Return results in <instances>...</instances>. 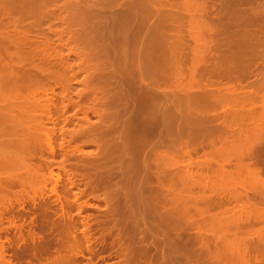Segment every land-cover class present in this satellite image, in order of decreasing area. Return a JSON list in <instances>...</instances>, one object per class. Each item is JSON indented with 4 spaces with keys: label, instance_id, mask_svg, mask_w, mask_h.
<instances>
[{
    "label": "bare ground",
    "instance_id": "6f19581e",
    "mask_svg": "<svg viewBox=\"0 0 264 264\" xmlns=\"http://www.w3.org/2000/svg\"><path fill=\"white\" fill-rule=\"evenodd\" d=\"M14 1L0 0V224L3 220L6 223L8 222V227L3 228L2 226L0 228V260L2 263L6 261L5 252L8 250L5 248L8 247H5L4 244L5 242L10 244V240V242H15L14 244L11 242L13 248L10 250L13 258L18 263L35 264L34 262L40 257L39 254L44 252L45 255L46 251L57 246L55 255L57 253L60 254L57 259L58 261L54 263V259L52 263L49 262L51 264H67L69 261H66L67 257L64 253L71 251H68L70 247L68 246V242H70L68 240L72 238L70 236V227L73 225V216L71 215L72 213L70 214V209L76 207L79 212L83 207L86 208V206H92V204L87 202L85 205H80L76 200H66L69 188L61 184V176L64 175L66 177H63V180L65 181L66 179V183L70 184L68 185L70 188L75 187L77 181L74 182V180L76 179V173H78L75 172V170L77 171L76 167L81 169L78 166L94 165L93 154L94 159L97 157L95 156L96 152L93 153V151H86L84 149L92 145L89 133L92 131L90 128L94 123L90 124L89 114H95L96 110L92 107L96 104L92 107L89 106L93 103V101L90 102L92 98L90 100L89 95L93 93V89L91 88L93 86H87V82L84 84V82L82 83L83 80H79L83 73L85 75H82V77L86 78L88 76L86 75L87 72L89 74L93 72L87 70L89 67L86 66V62L82 59L85 56H81L83 53L80 52L79 39H77L78 37L76 38L74 32L76 30H74L73 24L78 20L76 19L74 22V16L71 14L73 11L70 15H63L65 11H71L74 6V10L77 9V13L81 9H79L80 7L77 8V5L72 6L73 0H67L65 4L63 2L64 5L56 6L57 8L54 7V10L50 12L47 9V5H45L47 11L46 9L45 11L44 9L41 10L43 8L41 5L42 8L39 9L44 12H40L44 13L43 15L45 16L41 20L44 19V21L47 20L50 23L58 21L62 24L59 30L57 28H55L56 30H50L51 34L49 35H54L57 39L56 42L54 38L55 44L52 41L53 39L45 36V33L42 34V30L36 31V33L39 32V36L35 32V35L31 33L30 29H28L31 26V22L26 26V21L24 23V20L27 17L25 18L23 11L28 16L27 13L31 11L30 14H32V10L30 8H26L25 10L18 8L19 1H15L18 2L16 3L17 5L15 4L16 6L13 5ZM148 1L150 0L145 1L146 4ZM208 1L194 0L191 1V4L185 0L186 4L182 2L181 6L183 8L181 9H185L186 11L184 10V14L181 11V15L178 12L181 7L180 3L175 1V3L171 2L172 6L169 11L167 10V13L166 11L162 13L163 11L159 10L160 8H157L150 2L146 6L143 5L144 18L146 19L144 22L148 23V20L154 16L159 20V23H157L158 20L157 22H152L156 25V27L153 26L154 30L157 28L158 31H153L152 26L149 27L152 34L150 33L151 31H149L151 35L147 33L150 35L148 41H150V38H157L160 44L165 47L169 45L166 42L169 41L168 43H170V40L172 43L175 41L174 43L177 44H173V47L170 46L172 49H169V46L166 47L168 49L166 53L164 52V56L171 58V55L172 58L169 59L161 56L162 59L166 58L169 60L165 59L164 62L161 59L163 62L160 61L162 64L167 63L166 66L164 65L165 67L163 66L165 70L162 73L160 71L157 75L153 73L152 80L147 83L150 87L148 90L145 88L144 98L141 96L146 101L143 100V102L147 104H143L142 99H139L142 103L141 106H146V113L144 112V115H146L145 117H147L146 120L148 122L145 127L147 131L143 129L145 135L136 136L144 139L140 140L143 141L142 143L145 148L138 138L141 144L138 146L140 148L141 146L143 147V150L140 149V151L148 149L145 150L147 152L144 155V159L142 158L144 160L142 165L145 166L144 182L146 183L148 197H150H147L146 208L152 212V218L149 217L151 220L149 218L148 220L156 222L152 219L159 217L161 218V223L165 226L162 228H172L173 230L180 228L179 234L181 235L182 232L183 234L175 238L173 233L174 236H172L175 239L169 240L171 247L173 246L178 249L180 246H183L186 250L185 253L188 254L187 256H193L194 254L192 259L186 255V257H182L184 251H180L179 255H182L181 257L177 254V258L173 257L174 259H171V255H174L171 254L169 256L171 259L169 260V264L174 260L177 264H264V178H262L264 176H260V174H263L261 173L263 168L257 167L256 169L250 163L249 167L246 164L247 161L243 162L245 158L264 157V73L259 70L260 67L257 68L258 65H264V5H262L264 0H260L261 2L259 0H217L222 2V6L224 5L222 9L216 8V4H210L212 1L209 2V5ZM251 2L252 6H250ZM254 4L257 6H254ZM167 6L165 4V7ZM178 6L180 7L178 8ZM212 9L214 12H212ZM26 10H28L27 13ZM76 11L73 13L74 15ZM37 14L39 15V12ZM185 14H189L190 16L187 18ZM207 14L211 15V17L207 16L208 22L214 20L210 24L205 20L207 19ZM203 17H206L204 19L206 23L202 22ZM198 18H201L203 24L199 22L200 20L198 21ZM210 18L211 20H209ZM39 19L37 21L40 22ZM223 19L227 21L223 22ZM228 19L232 21L229 22ZM37 21L35 20V23ZM144 22L143 24L147 25ZM187 23H189V26H187ZM47 24L49 25V23ZM127 25L124 24L126 29L128 28ZM139 25L141 24H138V27ZM148 25L151 24L149 23ZM124 26L123 28L125 29ZM35 27L34 29H36ZM143 27L140 29L142 30ZM135 28H137V25ZM233 28L234 31L232 30ZM229 29L234 32V35L233 32L232 35L225 34L226 30L228 31ZM133 33L137 36L136 32L133 31ZM205 34H209V38L214 37V34L218 36H215L216 39L212 40L211 38L208 40L209 38L206 39ZM138 35H141V33ZM64 36L67 39H64ZM147 45L150 46L149 44ZM82 47L84 49V46ZM63 48H66L67 53L65 49L63 52ZM213 48L215 51H213ZM146 50L147 54L149 50ZM213 52L217 55H211ZM140 53L142 52L140 51ZM144 54L142 55L144 56ZM71 56H73L72 59H70ZM143 56L141 58H144ZM188 58L190 65L187 68L183 67ZM86 59L88 60V58ZM257 60H259V64ZM255 64H258L257 67ZM253 66L257 68V74L254 73ZM163 67L160 66L162 69ZM74 68H78V71H74ZM262 69L264 70V68ZM140 70L142 71V75H147L151 78L150 74L152 73L150 71H143L141 68ZM258 71L262 74L259 75ZM249 75L257 76L255 77L257 81L253 79L255 82L252 80L254 83L251 82V85L246 80ZM154 76H157V79ZM210 77L227 79L229 82L227 81L228 84L226 83V85H221L218 84L221 80H218L216 84V82L210 80ZM173 78L175 81L172 80ZM88 79H84V81H88ZM168 79L172 80V87L170 89H168V84L166 85L165 83ZM160 80L163 83H160ZM241 80H245L246 83L245 81L243 82L247 85H244ZM140 82L142 81L140 80ZM170 82L167 81V83ZM75 83H77L76 85H86L85 89L82 87L84 85H82L81 91L75 90L74 93ZM159 84H164V88L165 85L168 88L166 87V89L162 90L163 88L160 89ZM142 88L144 90V87ZM94 89L96 90V88ZM140 91L142 90L140 89ZM72 95H75L74 98H72ZM75 97L76 100H74ZM84 98L85 102L88 101L89 105L85 106L86 110L82 113L83 116L77 119L76 113H72V119L75 117L77 129L75 130L74 127L71 130H64V128L57 125L59 118L62 119V125L71 122L72 119H69L71 115L66 117L62 113L68 112L67 107L69 105L71 106L70 109L80 107V100H84ZM163 99L165 101L172 100L173 102L171 101V104L165 105V103L162 104ZM256 99H260L263 102L262 111L260 112L259 110L257 112L255 110L257 114L260 112L257 115L254 110H251L257 115L253 116L252 113L251 116L247 112L249 111L247 106H254ZM97 100L99 101L100 98L96 99L95 103ZM139 100L136 101L138 102ZM219 108L221 109L219 114H210L211 110ZM141 110H139V112L141 111L140 114L143 112V109ZM160 114L162 115V119H160ZM62 116L63 118H61ZM105 119L107 120V118ZM161 121L163 122V128L158 131L156 130V126L159 127V124L161 125L162 123ZM50 122H52V127L48 126ZM75 123L73 124L74 126ZM249 124L252 126L248 127L250 126ZM144 131L141 133L143 134ZM107 132L103 131V133ZM58 135L61 137V140L57 141ZM80 136L82 144L73 146L74 149L71 148L73 151L69 152L71 155L62 150L61 143L63 141L69 144V142L76 140L75 138L79 140ZM138 146L136 143V147ZM205 148L208 150L205 151ZM199 150H203V152L201 151V153ZM59 152H62L60 153L62 154V158L60 157L62 161L59 160L61 163L55 167L56 171L53 172L54 168L49 169L50 163L53 161L51 158ZM66 155L68 157L76 156L77 161L72 158L74 160L73 163L76 162L74 165L72 164L73 168L69 169V167H65L64 158L66 161ZM193 155L195 156L193 157ZM50 156L51 158H49ZM142 159L140 158L138 163H141ZM232 161L236 162L234 163L236 165L235 168L231 166L233 169H226V165H233L231 164ZM80 172H82V169ZM240 174H242L241 177L244 174L245 178L239 179ZM84 178L86 179V177ZM79 180L82 179L80 178ZM51 181L54 183H51ZM48 182L54 185H51V187H54L52 188L53 191L49 189L50 192H53L54 197H56L55 201L59 203V214L55 210L56 206L51 211L50 199L48 201L47 199L45 200L46 197H40L39 191V196L37 195V190H40L38 187L41 186L46 189ZM95 186L97 187V184ZM65 191L67 192L66 195L64 194ZM61 193L64 196L60 197ZM27 203L31 205L32 212L37 215L34 218L33 216L30 219L28 218L29 229H26L25 234L22 231L24 217L23 219L21 218L22 222L20 219L21 223L16 225L13 211H15V208L23 210ZM50 212L53 214V216L51 215L53 218L50 216ZM84 223L87 226V219ZM85 224L83 225L85 226ZM152 224L150 225L152 226ZM9 227L16 229L15 239H13L14 236L12 240L8 239V236H5L4 241H2L1 234L4 229L7 228L8 230ZM36 228L40 231L45 228L51 231L49 232L50 238H47L48 234H45L46 237L42 236L44 230L43 234L40 235L41 232H37ZM99 228L102 227L99 226ZM84 232L86 231L84 230ZM87 235L84 237L86 241L89 236ZM172 236L170 235V237ZM22 244H24V248L21 246H19L20 249L17 248L18 245ZM168 247L170 246L168 245ZM71 248L75 247L72 246ZM172 248L169 250H172ZM184 248L182 249L181 247L179 249L184 250ZM4 249L6 250L5 252ZM187 250L193 252L195 250L196 252L192 254L191 251L188 253ZM77 252L75 251L76 254ZM61 253L64 256L61 257ZM174 253L177 252L175 251ZM10 262L7 261L6 263L11 264Z\"/></svg>",
    "mask_w": 264,
    "mask_h": 264
},
{
    "label": "rangeland",
    "instance_id": "374dc122",
    "mask_svg": "<svg viewBox=\"0 0 264 264\" xmlns=\"http://www.w3.org/2000/svg\"><path fill=\"white\" fill-rule=\"evenodd\" d=\"M11 1H14V0H11ZM15 1H19V3L22 6L20 5L21 6L20 7L19 3L15 2ZM15 1H14L13 5L18 3V8H23L24 10L26 8H30V10H32V14H30L31 13L30 10H29L30 12H28V13H27L28 10H26V13L28 14V16H26L25 11H23L24 15H25V18L27 17V19L24 20V23L26 21V26H28L30 22H31L30 23L31 26L32 25L34 27L36 26L35 27L36 29H34L33 26L32 27L31 26L28 27V29H30L31 33H33L35 35L36 31H39V30L41 31L42 30V34L45 33L44 35L47 36L48 38L53 39L52 41H53V43H55L54 42L55 41L54 38L56 39V37H54V35H52V36L49 35V34H51L50 30H56L55 28H57L59 30V28L62 27V24L59 23L58 21H54V22L50 23L46 19H45L46 21H44V19L41 20V18L45 17L43 15L44 13H41V12L45 11V9H46L45 5H47V9L50 12V11L54 10V7H56V6L58 7V6L64 5L65 1H67V0H57V1L53 0V3H52V0H15ZM145 1H147V0H112V1L111 0H73L72 2L74 4L72 3V6L77 5L76 7L77 8L80 7L79 9H81L82 11L78 10V13H77V11H76L77 9L74 10V8H75V6H74L71 11L69 10L70 12L69 11H65L63 13V15L64 14L65 15L66 14L70 15V13L73 11L71 14L74 16V19H73L74 22L76 21V19L78 20V21H76L73 24V28H74V30H76L74 32L76 34V38L78 37L77 39H79V41H78L79 42V46H81L80 47V52L83 53V54L81 53L82 54L81 56H85V57H82V59H83L84 62H86L85 63L86 66L90 68V69L87 68V70L93 72V73H90V74L87 72L86 75H88V76L90 75V77L87 76L86 78H83L84 76L82 77V75H85L84 73L82 75L80 74L81 76H80L79 80H81V81L83 80L82 83L84 82V84H86L85 82H87V86H90V87L93 86L91 88L94 90V91L92 90V92L94 94L92 93V94L89 95L90 96L89 97L90 100L92 98V100L90 102L93 101L92 105H89L88 101H86L87 102L86 103L85 102V98H84V100L83 99L80 100L81 102L79 101L80 102L79 104L81 105L80 107H78L76 109H75V107H74V109L73 108L70 109L71 106L69 105V107H67L68 108L67 109L68 112L67 113L64 112V113H62V115L66 116V117L71 115V118H69V119H72V113L74 112L73 114L76 113L75 116L77 117V119H80V117L83 116L82 113H84V111L86 110L85 106L89 105V106L92 107L94 104H96V105H94L92 107V108H94V110H96L95 114L94 115L93 114H89V121L91 122L90 124L94 123L92 125V127L90 126L91 127L90 129L92 131L89 133L91 135V139L90 140H91L92 145L89 148L85 147L84 149H86V151L90 150V151H93V153H95V152L97 153V154H95V156H97L95 159H94V154H93V158L92 159L95 160V163L94 162H92V163H94V165L91 164V165H84V166L80 165V166H78V167H81L82 172H80V170H81L80 168L76 167L77 171L75 170V172H78L81 175L79 174V176H77L78 173H76V177H75L76 179L74 180V182L77 181L76 182L77 184H75L76 185L75 187H73V188L71 187L72 189L68 186L70 184L68 182L66 183V179H65V181L63 180V177H65V176L64 175L61 176L62 177L61 184L62 185L64 184V187H68L69 188L68 191L66 190L68 193L66 191L64 192L65 195L67 193V196H66L67 198L65 197L66 200L67 199H68V201L69 200L72 201V199L76 200V202L78 204H80V205H82V204L85 205V204H87V202H90L92 204V206H86V208L83 207V209H81V211H79V212L77 211L76 207H74V209L73 208L70 209V211H71L70 214L72 213L71 215L73 216L72 219H73L74 223L72 222L73 225H71V227H70V229H71V231H70L71 235L70 236L73 239L70 237L71 239L68 240V241H70V242H68V246H70L68 251L69 250H71V251H69V253L68 252L64 253L65 256L68 259V260L66 259V261H69L67 264H87V263L88 264H122V263L123 264H126V263L127 264H164V263L165 264H169V260H171L173 257L177 258L176 255L177 254L179 255V253H181L180 251H182V252L184 251L183 252L184 254H182L183 256L179 255V257H181V256L182 257H186L188 255L187 253H185L186 250H185V248L183 246H180V247L178 246V247L179 248L182 247V249L184 248V250L179 249V248L178 249L174 248L173 246H172L173 248L171 247V242L170 241L175 239L176 236L180 235L179 234L180 228H178L179 230L178 229H174L173 230L172 228L171 229L170 228H165V229L162 228L164 225L161 223V218H159V217L158 218L156 217V218L152 219V220H154L156 222L149 221L152 218L151 217V215H152L151 213L152 212H150L149 209L146 208V204H147V200H148L147 199L148 194H147V190H146L147 187L145 185L146 183L144 182L145 181V170H144L145 166L142 165L143 161H144L143 160L144 159V155H146V152H147L145 150H148V149L146 148L144 151L141 152L140 149L143 150L142 148L143 147L145 148V146L142 143L143 141L140 140V139H143V138L142 137H136V136H140V135L144 136L145 135V131H147V129L145 127L147 126L148 122L146 120L147 117H145L146 115H144L146 113L145 112V107H146L145 105L147 103H145L146 101L144 99H142V97L144 98V96H143L144 95V91L148 90L149 87H150V86L147 85V83L152 80L153 73L155 75H157V74H159L160 71L162 73L165 70L164 67L166 66L167 63L166 64H162L161 62H163L166 58H169V57L164 56L165 55L164 52L166 53V50L168 48L172 49L173 44L177 45L176 43H174L175 41H173V43H172L171 40H170V43H168L169 41L166 42L167 45L169 44L168 45L169 47L166 46V47H168L166 49L165 46L160 44V41L157 38H155V39L150 38L149 39L150 41H148V37L152 34V31L150 30L151 28H149V27L152 26V28H153L152 30L153 31L157 30V28H155V30H154L153 26L156 27V25L154 23H152V22L153 21L157 22L158 18H156L154 16V17L150 18V20H148V23H146V21L144 22V20H146V19L144 18L143 7L148 5V2H150L151 4L156 6L157 8H160L159 10L163 11L162 13H164V11H166V13H167L170 10V8L172 6V3L174 1L180 3V6H181L182 2L184 3L185 0H181V2H180V0H177V1L176 0H150V1L147 2V4H146ZM187 1L189 3H191V1H194V0H191V1L187 0ZM63 2H64V4H63ZM209 2H211L210 4H212V5L213 4L214 5L215 4L216 5L220 4L218 6L215 5V7L218 8V9H220V8L222 9V7L224 6V5L222 6V2H219L217 0L216 1L209 0L208 4H209ZM11 3H13V2H11ZM196 3H198V2H196ZM7 4H9V3H7ZM54 4H55V6H54ZM165 4H166V6L167 5L170 6V7L167 6L169 9L167 7H165ZM169 4H171V5H169ZM185 4H186V2H185ZM256 4H254V6L259 5V4H257V5ZM39 5H40V7H38ZM41 5H42L43 8L41 7ZM82 5H83V7H82ZM227 5H226V7H227ZM262 5H264V3H262ZM180 6H178V8ZM250 6H252V2L250 4ZM184 7H185V5H184ZM39 8L40 9L42 8L41 10L44 9V11H41ZM181 8H183V6H181L179 8V10ZM47 9H46V11H47ZM179 10H178V12H179L180 15H181V11H182V13L186 11L185 9H184L185 11L183 9H181L180 11ZM75 11H76V14L74 15L73 13ZM38 12H39V15L41 14L42 16L41 15L39 16L37 14ZM79 12H81V13H79ZM212 12H214L213 9H212ZM19 15H20V13H19ZM22 15H23V13H22ZM185 15H187L186 16L187 18H188V16H190L189 14H185ZM30 16H31V18H29ZM33 16H35V17H33ZM207 16L211 17V15L209 16V14H207L206 17ZM19 17H21V16H19ZM32 17H33V19H32ZM206 17H203V21L201 20V18H198V21L200 20L199 22L201 24H203L202 22L206 23V21L208 20V17H207V19H205ZM30 19H31V21H30ZM38 19L40 20V22L37 21ZM155 19H156V21H155ZM163 19H164V16H163ZM204 19L206 21H204ZM35 20L37 22H39V23H37V22L35 23ZM209 20H211V18ZM27 21H28V24H27ZM189 21H192V20H189ZM213 21H211V22H213ZM226 21H227L226 19H223V22H226ZM228 21H229V19H228ZM230 21H232V20L230 19ZM77 22H78V24H77ZM143 22L146 23L147 25L143 24ZM211 22H208V23L210 24ZM229 22H227V23H229ZM47 23H49V25ZM134 23H136V24L134 25ZM149 23L151 25H148ZM157 23H159V20H158ZM189 23H187L188 24L187 26H189ZM124 24L125 25L128 24L127 25L128 26L127 29H126V26H124ZM138 24H141V25H139V27H138ZM136 25H137V28H139V29L142 28L143 26H146V27H143L142 30L140 29L141 30V32H140L139 29L137 30V28H135ZM24 26H25V24H24ZM123 26L125 27V29L123 28ZM37 27H43V28H37ZM31 28H32L33 32L31 30ZM132 28H135V29L130 30ZM232 30L234 31V28ZM232 30H230L229 32L226 30L225 34H227V35L231 34L232 35V32H233ZM133 31L136 32L137 36L134 35L135 33H133ZM149 31H151L150 32L151 34L149 33ZM140 33H141V35H138ZM147 33L150 34V35H148ZM33 34H32V36H33ZM37 34L39 36V32H37L36 35ZM209 34H212V33H209ZM209 34L208 35L205 34L206 37L205 36L204 37L206 39L209 38ZM236 34H238V33H236ZM233 35H234V32H233ZM213 36L214 37H211V35H210L212 40L214 38L216 39V37L218 35L216 36V34H214ZM145 37H146V39H145ZM153 38H154V36H153ZM211 38H209L208 40H210ZM64 39H67V38H65V36H64ZM156 39L159 41V44H158V41ZM56 42H57V39H56ZM80 42H82L81 45H80ZM143 43H145V44H143ZM147 44H149L150 46H148ZM154 44H155V46H154ZM164 45H166V44H164ZM82 46H84V49H82L83 48ZM170 46H172V47H170ZM163 47H165V48H163ZM145 48L149 50L147 52V54H146L147 50ZM64 49L66 51V48H63V52H64ZM140 51L142 53H140ZM143 51H145V52H143ZM213 51H215L214 48H213ZM66 53H67V51H66ZM167 53H168V51H167ZM216 53H218V52H216ZM136 54H137V56H136ZM142 54H144V56ZM211 55L215 56L217 54H214V52H213V54H211ZM142 56L144 58H141ZM161 56H164L166 58L162 59ZM72 57L73 56H71L70 59H72ZM170 57L172 58L171 55H170ZM86 58H88V60ZM171 58H169V59H171ZM74 60H75V58H74ZM187 60H188V62H187ZM187 60H186V64L185 65H187V63H188V65L187 66L183 65V67L187 68L190 65L189 58ZM87 61H89L88 64H87ZM136 61H138V62H136ZM167 61H169V60H167ZM258 62H259V60H257V63ZM258 64H255L256 67H257ZM160 66H162V67L164 66L163 69L160 68ZM263 66L262 65H258V67H257V68L260 67L259 70L262 73H264V70L262 69V68H264ZM74 67H76V66H74ZM256 67L253 66V68H254L253 70H255L254 73H256V71H257ZM140 68L143 71H145V70L150 71V73H152V74H150L151 78H150V76L142 75L141 74L142 71L140 70ZM74 69H75L74 71H78V68H74ZM80 69H82V68L80 67ZM137 69L139 70V72H138ZM150 69H152V70H150ZM261 72H259L258 74L261 75L262 74ZM139 73H140V76H139ZM254 75L253 76L249 75L247 79L245 78L248 82H250V85H251V82L254 83L255 80H256L255 77H257V76H254ZM138 76H139V78H138ZM158 77H159V75H158ZM154 78L157 79V76H154ZM84 79L85 80L88 79L89 82L88 81H84ZM253 79H255V80H253ZM140 80L142 82H140ZM170 80L171 79H168L167 81L170 82ZM172 80L175 81L174 78ZM172 80L170 82L171 84L167 83V81L165 82L166 85L168 84L167 86L169 88L166 85H165V88H164V84L165 83L164 84H159V86H160L159 88L160 89L163 88L162 90L166 89V87L168 89H170V87H172ZM210 80L212 82H216L218 80H221L220 81L221 83L218 82V84H221V85H226V83L228 81L227 79H220V78L217 79L215 77L214 78L210 77ZM222 80H225V81H222ZM136 81H137L138 84L136 83ZM161 81L162 80H160V83H163V81L162 82ZM243 81H245V80H241V82H243ZM144 82H146V83H144ZM88 83H90V84H88ZM143 83L145 84V86H148V87H145ZM245 83H246V81H245ZM245 83L243 82L244 85H247ZM76 84L77 83L74 84V93H75V90L81 91L80 90L81 86L84 85V84H80V85L79 84L76 85ZM135 84H137L138 86L135 85ZM216 84H217V82H216ZM139 85H140V87H139ZM78 86H80V87H78ZM85 86L86 85H84L82 87L85 89ZM142 87H144V90H143ZM94 88H96V90ZM145 88H146V90H145ZM140 89L142 91H140ZM94 95H96V96H94ZM74 96L72 98H74ZM98 98H100V100H99L100 102L97 100V102L95 103V100L98 99ZM140 98L142 99V103L143 104L145 103V105L143 106L144 108L141 106L142 103L140 101L141 100ZM74 100H76V97H75ZM136 100H139L140 102L139 101L137 102ZM143 100L145 102H143ZM164 101L162 102V104L165 103V105L166 104L168 105V104H171L170 102L172 100H167L165 102ZM100 103H101V105H100ZM262 103L263 102L260 99H258V100L256 99V101H254V106L253 105L252 106L251 105L247 106V108L249 109V111H247V112L251 116H252V113H253V116H257L262 111L261 110L262 109ZM96 107H97V109H96ZM98 108H100L101 110L98 109ZM216 108H218V107H216ZM141 109H143V112L140 114V112L142 111ZM139 110H141V111L139 112ZM251 110H254V112H255V110L257 112L260 110V112L258 114L255 112L257 114L256 115ZM97 111H98L99 114L97 113ZM219 111H221L220 108L219 109H215V110H211L210 114L211 113H218L219 114ZM100 114H104L105 116L104 115H100ZM100 116H102V117H100ZM161 116L162 115L160 114V117ZM104 117L107 118V120ZM157 117H158V115H157ZM61 118H63V116ZM74 118L75 117H73V119H72V121L74 120L73 123H72L71 120H68V121H71V122H67L68 124H66V125L65 124L62 125L63 124L62 123V119L59 118L58 119V121H59L58 123H60V124L57 123V125H59L60 127L64 128V130H71L74 127H75V130H76L77 129V124L75 123V119ZM160 119H162V117ZM98 120L99 121L101 120L100 121L101 123ZM103 120H105V121H103ZM74 123H75V126L73 125ZM103 123H104V125H103ZM49 125H50V127H52V122L48 123V126ZM71 125H72V127H71ZM251 126L252 125H250L248 127H251ZM103 127H104V129H103ZM156 128L155 129L158 130V131L160 129H162L163 128V122L161 123V125L159 124V127L156 126ZM143 129H146V130L144 131ZM107 130H108V132H107ZM142 130L144 131L143 134L141 133V132H143ZM103 131H105L107 133H103ZM101 132L103 134H105V135H103ZM136 134H139V135H136ZM79 138H80L79 140H77L78 138H75L76 140L69 142V144H67L66 141H63V142L60 141V142H62L61 143L62 150L65 151L67 154L71 155V153H69V152L73 151L72 150V149H74L73 146H75L76 144L77 145L78 144L79 145L82 144L81 143L82 142L81 136ZM138 138H139V140L141 142L138 140ZM58 140H61V137L59 135L57 136V141ZM139 142L142 143L143 147L141 146V148H140L138 146V145H141ZM136 143H137V146L139 147V149H138V147H136ZM207 150L208 149L205 148V151H207ZM201 151L203 152V150H199V152H201ZM65 152H64V154H65ZM60 153H62V152H59L58 154H56V156L54 155L53 158H51V156L49 157V158H51V160H53L50 163V168H49V169H53L54 168L53 172L56 171L55 167L61 163V162H59V160L62 158L61 157L62 154H60ZM100 153H101V155H100ZM142 154H143V156L141 157ZM78 155H80V154H78ZM74 156H71V157L67 156L68 159L66 158V161H65V158H64V165H65L66 168H68V167H69V169L73 168V165L76 163V162L73 163V161L77 159L76 156L75 157ZM194 156L195 155H193V157ZM77 157H79V156H77ZM72 158H74V160ZM97 158H98V161H97ZM140 158L141 159L143 158L142 162L138 163ZM248 159L249 158H247V159L245 158V160H243V162L244 161L245 162L249 161L248 163L246 162V164L249 165V163H250V165L252 167H256V169H257V167H260L261 169L262 168L264 169V157L262 158L261 156H259L257 158L255 157V158H251L249 160ZM252 159H254V160H252ZM105 160H107V161H105ZM60 161H62V160H60ZM98 162H99V164H98ZM234 163H236V162L232 161L231 164H233V165H226V169L231 170V169H233V167L235 168L236 165ZM250 165H249V167H250ZM231 166H233V167H231ZM261 166H263V167H261ZM86 169L88 170V172H87ZM252 169H254V168H252ZM263 169L261 170V173H263V174H260L261 177L264 176V170ZM90 172H92V173H90ZM61 174H63V173H61ZM244 174L246 175V173H244ZM244 174H243L242 177H244ZM241 175L242 174H240L239 179L242 178ZM84 177H86V179ZM80 178L82 180L83 179L84 180L83 181L79 180ZM262 178H264V177H262ZM93 180H95V181H93ZM79 181H81V182H79ZM86 182H87V184H86ZM88 182H90V183L88 184ZM51 183H54V182L51 181ZM94 183L97 184V187L95 186L96 184L93 185ZM61 184H59V185L61 186ZM90 184H92L91 185L92 187L93 186H95V187L92 188L90 186ZM47 185H48V187H46V189L39 185L40 187H38V189L40 188V190H37V195L40 193V195H41L40 197H43V198L46 197L45 200L46 199L47 200L50 199L51 205H52V206L50 205L51 211H52V209H54L53 207L56 206L55 210H57V212L59 214L60 213V211H58L59 210V206H58L59 203L57 201H55L56 197H54L53 192H50V189L54 188V187H51V185L52 186H54V185L50 184V182H48V184H46V186ZM42 189H43V191H42L43 193L41 192ZM59 189H60V187H59ZM239 190H241V189H239ZM38 191H39V193H38ZM52 191H53V189H52ZM71 191L74 192V193H72ZM41 193L43 195L44 194L45 195L43 196ZM61 194L62 195H60V197L64 196L63 193H61ZM75 195H77V196H75ZM47 197H49V198H47ZM74 197H75V199H74ZM62 198H64V197H62ZM148 198H150V197H148ZM97 200H99V201H97ZM56 202H57V205H56ZM105 203H107V204H105ZM230 205L233 206L232 204H230ZM14 210L17 211L16 213H15V211H13L14 216L16 218L15 219V224L17 223L16 225L20 224L22 222L23 217H24V221H23L24 223H22L24 226L22 227V231L25 233L29 229L28 224H29L30 217L33 216V218H34V216L37 215V214L32 212L33 209L31 207V205H29V203H27L24 206L23 210L18 209V208H15ZM73 210L74 211L76 210V211L74 212ZM51 215L53 216V214H51V212H50V216ZM25 216H26V218H25ZM149 217H151V218H149ZM148 218H149V220H148ZM20 219H21V222H20ZM86 219H87V226L84 223V222H86ZM81 220H82V222H81ZM146 221L147 222L149 221L150 224L153 223L152 226L153 225L154 226L152 227L149 224V222L147 223ZM7 224H8V222L6 223V221L3 220L1 222V224H0L1 225L0 228H2V226H3V228L8 227ZM83 224H85V226ZM75 225H76V227H74ZM99 226L102 227V228H99ZM72 228H74V229H72ZM98 228H99V230H98ZM150 228H151V231H150ZM49 229H50V227H49ZM36 230H37V228H36ZM43 230H44V232H43ZM84 230L86 232H84ZM166 230H171V231H166ZM175 230H177L178 233L175 232ZM15 231H16V229H14L12 227H9L8 230H7V228L4 229L3 233L1 232L2 233L1 234L2 241H4V237L5 236L6 237L8 236L7 238L12 240V237L14 235H16V233H17ZM37 232H41L40 235H42L44 233L42 235L43 237H46V235L48 234L47 238H50L49 232H51V231H49L48 229L46 230V228L42 229L41 231L37 230ZM163 232H166V233H163ZM168 233L171 236L174 233L175 238L173 237L174 235L172 237H170V235ZM182 234H183V232H182ZM82 235H84V236H82ZM86 235L88 236V240L87 241L84 238ZM47 238H46V240H47ZM13 239H15V236H14ZM183 241H184V239H183ZM11 242H13V241H11ZM11 242H10V240H9L10 244L5 242V244H4L5 247H8V248L4 247L6 250H8L7 252H5L6 250L4 249V252L6 254L5 255V260L6 261L2 263V261L0 260V264H7L6 263L7 261H11L10 262L11 264H23V263H18L13 258V255L11 253V250L13 248ZM169 242H170V244H169ZM14 243L15 242H13V244ZM164 243L167 244V245H165ZM69 244H72V245H69ZM74 244H76V245H74ZM168 245L170 247H168ZM19 246L23 247L24 244L18 245V247L17 246L16 247L20 249ZM72 246L75 247V248H71ZM25 247H26V245H25ZM56 248H57V246L53 247V248H50L48 251H46V253H48V254L45 253V255H44V252L39 254L41 258L39 257V259L37 260L38 262L36 261L34 263L35 264H37V263H39V264H49L50 262L52 263L54 261V259H55L54 263L57 262L58 261L57 259L60 256V254L57 253L55 255V251H56L55 249ZM171 248H172V250H169ZM21 250H24V249H21ZM75 251L76 252L78 251L77 254L75 253ZM175 251L177 253H174ZM190 251L187 250L188 253ZM195 252H196L195 250H194V252L191 251L192 254L195 253ZM10 254L12 255V258H11ZM42 254H43V256H41ZM91 254H93V255H91ZM171 254H174V255H171ZM47 255H48L49 259L47 258ZM170 255L172 256L171 259L169 257ZM62 256H64L63 253H61V257ZM193 256H194V254H193ZM193 256L190 255V256H187V257L192 259ZM52 258H53V260L51 261ZM174 261L170 262V264L171 263L172 264H177ZM24 264H26V263H24Z\"/></svg>",
    "mask_w": 264,
    "mask_h": 264
}]
</instances>
